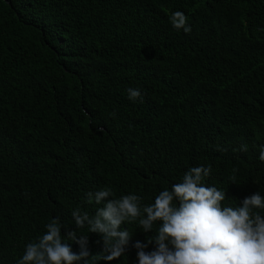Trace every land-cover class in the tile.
Listing matches in <instances>:
<instances>
[{"label": "trees", "instance_id": "1", "mask_svg": "<svg viewBox=\"0 0 264 264\" xmlns=\"http://www.w3.org/2000/svg\"><path fill=\"white\" fill-rule=\"evenodd\" d=\"M262 145L264 0H0V264L54 218L77 230L72 211L94 216L87 193L105 187L148 205L202 165L224 206L264 196ZM122 227L125 254L97 264H138L135 243L156 234ZM77 232L89 259L103 252L101 234Z\"/></svg>", "mask_w": 264, "mask_h": 264}, {"label": "clouds", "instance_id": "2", "mask_svg": "<svg viewBox=\"0 0 264 264\" xmlns=\"http://www.w3.org/2000/svg\"><path fill=\"white\" fill-rule=\"evenodd\" d=\"M169 21L176 30L191 32L183 11L172 12ZM127 93L132 101L142 97L137 88L130 87ZM241 150L247 151V145H241ZM258 158L264 162V145ZM210 172L211 166L191 167L181 182L160 191L148 205H142V197L135 193L115 198L110 187L90 191L87 202L103 206L94 216L74 209L72 217L77 230L87 226L89 232L101 234L103 252L89 259L88 236L77 230L62 236L64 225L57 217L45 225L46 231L36 241L25 246L17 264H78L82 260L97 264V256L105 261L118 259L132 238L122 225L130 223L145 232L156 230L147 243H135L138 264H264V196L256 192L237 207L224 206L225 191L204 183ZM66 240L77 242L81 251L73 252ZM153 242L155 248L145 251Z\"/></svg>", "mask_w": 264, "mask_h": 264}]
</instances>
